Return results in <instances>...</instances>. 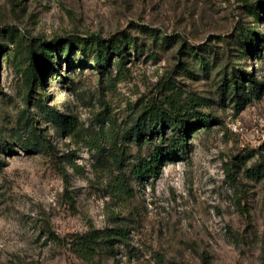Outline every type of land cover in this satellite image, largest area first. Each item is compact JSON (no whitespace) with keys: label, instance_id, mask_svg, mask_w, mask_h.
Instances as JSON below:
<instances>
[{"label":"rangeland","instance_id":"rangeland-1","mask_svg":"<svg viewBox=\"0 0 264 264\" xmlns=\"http://www.w3.org/2000/svg\"><path fill=\"white\" fill-rule=\"evenodd\" d=\"M243 30L254 45L241 48ZM72 36L120 53L108 46L105 69L94 51L67 60ZM0 48V264H264V178L248 176L264 170V0H0ZM232 75L256 82L249 102L223 94ZM151 108L183 110L187 145L137 180L134 167L172 145L170 130L125 134ZM93 229L110 248L79 259L66 239Z\"/></svg>","mask_w":264,"mask_h":264},{"label":"trees","instance_id":"trees-1","mask_svg":"<svg viewBox=\"0 0 264 264\" xmlns=\"http://www.w3.org/2000/svg\"><path fill=\"white\" fill-rule=\"evenodd\" d=\"M260 7V6H259ZM249 9L252 11L255 17H258L260 13L258 6H249ZM243 37V41L241 43V48H247V45H254L255 40L251 37L249 38V33L246 31H242L240 33ZM107 43L102 41L98 36H92L87 38L83 37H74L68 38L62 44L63 52H60L63 55V58L69 59L71 52L78 50L82 54H87V50L94 51L93 58L91 60L92 66L97 69H105V67L109 64L111 59V55L108 54L110 50L108 46H113L112 50L116 53H120L121 47H117L112 42ZM106 45V46H105ZM125 46V43L121 44ZM1 51V48H0ZM107 52V53H106ZM63 53V54H62ZM106 53V54H105ZM43 54V55H42ZM41 59L42 62H46V66L52 67L56 70V73H60V61H54L53 56H51L44 48L41 50ZM60 55V56H61ZM28 64L22 71L23 77L25 80V84L29 88V91L34 89L37 83L40 81V78L37 76L39 68L38 63L40 58L37 60L31 54L28 57ZM43 65V66H44ZM42 66V67H43ZM42 67L40 71H42ZM60 76V75H59ZM61 77V76H60ZM239 77V78H238ZM63 80L65 78L61 77ZM228 82H225L224 85V93H237L239 90L243 91V94L246 96V102H249L252 97V92L248 90L249 88H253L255 85V81L250 79V77L242 76H234L232 75ZM246 82V85H245ZM250 84V87H249ZM241 88V89H239ZM248 91V92H247ZM240 101H237V104ZM181 109L178 113L182 112ZM53 113V112H52ZM176 115L168 114L165 111H162L161 108H151L147 111L144 117H140L136 119L130 128L125 132L128 137L132 138L133 141L138 142L145 137H151L152 135L163 134L166 130H170L173 132V136L171 137L172 145L169 147H164L163 143L155 147L153 154L149 158V160L145 163L138 164L133 169V174L135 175L137 180H142L143 177L149 175L150 178L158 179L160 176V172L162 167L164 166L165 158L172 159L180 154L181 148L186 147L187 145V135H186V126H184L183 120H181V113ZM54 114V113H53ZM188 116V115H183ZM60 117H63L60 115ZM190 117V116H189ZM191 118V117H190ZM195 125L199 127H207L216 122V119L212 116H195ZM27 129H30V132L33 130V125L29 123L27 119L24 123ZM155 134H152L154 133ZM28 140H22L19 144L20 148L26 152H30L32 150H36L37 143L36 137L33 135L28 136ZM166 159V160H167ZM248 176L253 179H262L264 178V170L260 168L251 169L248 171ZM118 189L121 191L127 192V185L124 181H117ZM112 240L111 235L103 236L97 230H89L83 234H72L69 235L66 239V244L69 246V250L79 259L82 260H91L98 256L100 250L102 248H110V241Z\"/></svg>","mask_w":264,"mask_h":264}]
</instances>
